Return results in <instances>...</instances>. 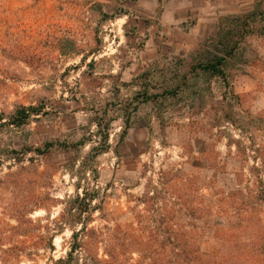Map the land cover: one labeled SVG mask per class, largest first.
I'll return each instance as SVG.
<instances>
[{"label": "rangeland", "instance_id": "obj_1", "mask_svg": "<svg viewBox=\"0 0 264 264\" xmlns=\"http://www.w3.org/2000/svg\"><path fill=\"white\" fill-rule=\"evenodd\" d=\"M184 1L0 0V264H264V0Z\"/></svg>", "mask_w": 264, "mask_h": 264}, {"label": "trees", "instance_id": "obj_2", "mask_svg": "<svg viewBox=\"0 0 264 264\" xmlns=\"http://www.w3.org/2000/svg\"><path fill=\"white\" fill-rule=\"evenodd\" d=\"M229 37L224 35L220 41H224L225 45L223 48H225V53L223 55H217L214 60H212L210 63H207L203 65V69L207 70H212L216 74H222L223 69H222V63H224L226 56L231 54V50L228 49L230 46L229 44ZM222 43V42H221ZM223 44V43H222ZM23 117H26L27 115L26 112L23 113ZM23 119V118H22ZM21 120L18 121V124H21ZM79 201V210L80 212H89L91 210L90 208V201L83 197V198H77ZM88 231L86 236H83V234H79L80 232H74L72 235L73 238V245L68 252L67 256L65 258H60L55 261L54 264H80V258L78 256H75L76 253L79 251H84L85 254V261L86 263L88 262L89 259L91 260H97L96 262H100L103 264H118V243L116 242V238L114 236H110L108 239V243L105 247V254L108 255V259L105 260H99L97 257L94 256L92 247H90V240L91 241H96L99 239V236L97 235L95 230H85ZM87 238H89L88 242L86 241ZM93 244V242H92ZM92 246V245H91ZM6 252L12 253L13 256H18L17 251L15 250H9ZM80 253V252H79ZM175 257V258H174ZM173 259H170V262L172 264H214L217 262L216 257H210L207 256L204 253H200L197 251H182L176 252L174 254Z\"/></svg>", "mask_w": 264, "mask_h": 264}, {"label": "crops", "instance_id": "obj_3", "mask_svg": "<svg viewBox=\"0 0 264 264\" xmlns=\"http://www.w3.org/2000/svg\"><path fill=\"white\" fill-rule=\"evenodd\" d=\"M259 0H185L180 8L187 7V15H198L200 24H214L222 14H238L246 11Z\"/></svg>", "mask_w": 264, "mask_h": 264}]
</instances>
